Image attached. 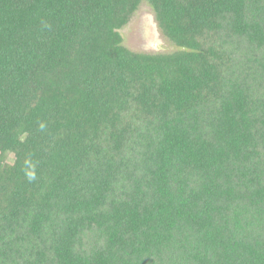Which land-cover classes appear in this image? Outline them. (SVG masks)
Returning a JSON list of instances; mask_svg holds the SVG:
<instances>
[{
	"label": "trees",
	"instance_id": "trees-1",
	"mask_svg": "<svg viewBox=\"0 0 264 264\" xmlns=\"http://www.w3.org/2000/svg\"><path fill=\"white\" fill-rule=\"evenodd\" d=\"M0 264H264V0H0Z\"/></svg>",
	"mask_w": 264,
	"mask_h": 264
},
{
	"label": "rangeland",
	"instance_id": "rangeland-1",
	"mask_svg": "<svg viewBox=\"0 0 264 264\" xmlns=\"http://www.w3.org/2000/svg\"><path fill=\"white\" fill-rule=\"evenodd\" d=\"M124 45L132 51L149 54L175 52L177 47L164 36L153 9L143 2L130 22L121 30Z\"/></svg>",
	"mask_w": 264,
	"mask_h": 264
}]
</instances>
